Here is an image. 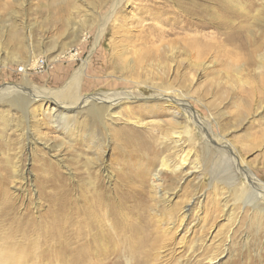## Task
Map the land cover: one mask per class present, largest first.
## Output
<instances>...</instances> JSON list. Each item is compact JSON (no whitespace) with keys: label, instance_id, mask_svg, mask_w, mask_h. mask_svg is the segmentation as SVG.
Returning <instances> with one entry per match:
<instances>
[{"label":"rangeland","instance_id":"374dc122","mask_svg":"<svg viewBox=\"0 0 264 264\" xmlns=\"http://www.w3.org/2000/svg\"><path fill=\"white\" fill-rule=\"evenodd\" d=\"M229 3L0 0V241L28 264H67L88 216L77 210L99 195L146 236L138 264H264V193L240 172L264 184V0ZM90 51L84 108L33 101ZM110 73L126 84H105ZM114 91L124 96L104 126L86 109ZM121 251L123 264L142 255Z\"/></svg>","mask_w":264,"mask_h":264},{"label":"bare ground","instance_id":"6f19581e","mask_svg":"<svg viewBox=\"0 0 264 264\" xmlns=\"http://www.w3.org/2000/svg\"><path fill=\"white\" fill-rule=\"evenodd\" d=\"M226 2L229 3L230 0H217V4L220 7V9H222V10L224 9L225 5H231V3L227 4ZM178 6H179V4H178ZM207 10H205V13L209 12V10L208 11ZM211 10H212V12H213V10L216 12L215 9H211ZM203 14H204V12H203ZM103 27H105V26H101L96 30L95 38H94L95 39V43H94L95 46H93L92 51H93V49L97 48L98 45H96V44H98L99 41L101 40V38L103 39V37L105 35ZM81 33H82V31H80V34ZM77 34H78V32H77ZM80 38H81L80 36L76 38L75 44L76 43L83 44V41H80ZM199 45H202V48H205L207 46L202 41L196 42L194 44V46H197V47ZM192 46H193V44H192ZM70 48L62 50V52L58 55L59 60H52L53 61L52 64H55V63L59 62L60 60H64L67 53H69ZM92 54H93V52L90 51L88 58L82 62L79 69H77L74 72L72 78L70 80H68L67 84L63 88H61L60 91H54V92L32 91L33 94L38 93V94H36V96H34L35 98L33 99V101L45 102L48 104L50 103L53 105L54 108H56V110H61L62 112H69V111L74 110V109L76 110L78 108L79 109L84 108V106L87 105L88 100L86 99V97H83L81 95V88L83 85L82 83H84V81L87 77L89 79L93 78V75H89L86 73L89 70L88 65H89L90 57ZM69 63H71V62H69ZM36 64L37 63L35 60L31 61L28 64V66L25 67V69H23V73H24L25 77L28 76L27 71H29L31 68L32 69L36 68ZM108 75L109 76H107L105 78L103 77L105 79L104 83L108 84V86L123 87L126 84L125 80L121 81V83H120V82H118L119 79H114V80L112 79L113 76L111 75V73ZM135 85H137V84H135ZM122 96H124V95L118 91H114V92H110L109 94H105L104 96H102L101 101L99 100L100 103H98V105L94 104V103L89 105V107L86 109L87 115L89 117H92V119L100 120L101 123H103L105 126L104 121L106 120V118L111 117L110 114L113 112L116 105L120 101H122V98H123ZM159 98L161 100L166 99L167 101H169L171 103L173 102L178 107L180 106L181 100L179 101L178 99H176L177 97H174V96L162 97L161 96ZM93 101H94V99H93ZM181 105H183L182 108L183 107L185 108L184 112L189 113L190 117H192V118L194 117L195 120H197L198 117L196 116V114H194L192 112L191 108L188 105H185L184 103H181ZM182 108H181V110H182ZM183 162H186L185 158H183ZM102 168H103L104 173H105L106 172L105 167H102ZM175 168H174V170L178 171V168L177 169H175ZM240 172L244 176L243 178L247 179L248 182H250L251 184L258 187L260 189V191L262 193H264V184L262 182H260L254 175H252L248 171L243 172V170L240 169ZM159 174L160 173L156 172L153 179L155 178L156 180H159V176H160ZM106 175H108V180H109V173L106 172ZM155 185H157V184H155ZM95 190H96V188H95ZM258 191L256 192V195H255V200H256V202H258V203H256V206H259V204L261 202L259 199L263 198V196L260 195V193H258ZM139 193H141V192H139ZM164 194H166V193H164ZM126 195H127V193H126ZM92 196H94V195H92ZM165 196L166 195H164L162 197H165ZM129 197H130V195H129ZM87 198L89 199L90 197H87ZM92 198H91V200H87V202H86V207H88V209L85 208V209H78L77 210L78 215L82 214V216H84L85 213H87V215H88L87 218H79V221H75V222H79L80 227H81L79 236L84 232H85V234L82 238L79 239V236H77L76 232H74V236L76 237V239H78L75 242L74 246L71 248V251L74 252V256L69 257V259L67 260L66 263L67 264H123L122 262H120L118 260V258L116 256L122 258V256H121L122 251L121 250L125 246H127L128 254L131 257L135 256L137 253L142 252V255L135 259L137 261L136 264H138L139 258H142V260L144 259L143 248L145 246V241H146V236H144V235H141V237L139 239H133V237L136 234H138L140 231L138 229V224L131 223L130 221H128V219H124L125 216H123V215H120L118 220L119 221L122 220V221L120 224H118V220L114 221L113 217L109 215V207L110 206H107V202L104 205L102 203V197L99 195H98L97 201L95 200L96 201L95 203L93 202L94 200H92ZM134 198H135V196H134ZM166 198L167 197L163 198L164 200L162 199V202H164L166 200ZM137 201H139V200H137ZM198 203H199V201H198ZM185 213H187V211L183 213L184 214L183 218H185V216H186ZM83 221H85V223ZM119 230L124 232L125 235L123 236ZM117 233H118V236H117ZM69 240L70 239H67V238L65 239V241L63 243L65 247L66 246L69 247V243H71V241H69ZM5 241L4 240L0 241V264H13V261L18 260V259H19V264H25V262L28 264V262L24 256L23 248L18 247V246H13L12 244L14 243V241L11 238H9ZM124 256H126V254H124ZM216 260H217L216 257H212L211 259H209V262H210L209 264H212ZM127 261L130 264L133 263L131 260H127ZM145 262H146V260H145ZM126 264H128V263L126 262Z\"/></svg>","mask_w":264,"mask_h":264}]
</instances>
